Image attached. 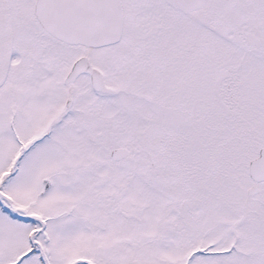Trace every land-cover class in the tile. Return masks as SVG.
Wrapping results in <instances>:
<instances>
[{"label": "snow or ice", "instance_id": "1", "mask_svg": "<svg viewBox=\"0 0 264 264\" xmlns=\"http://www.w3.org/2000/svg\"><path fill=\"white\" fill-rule=\"evenodd\" d=\"M0 264H264V0H0Z\"/></svg>", "mask_w": 264, "mask_h": 264}]
</instances>
